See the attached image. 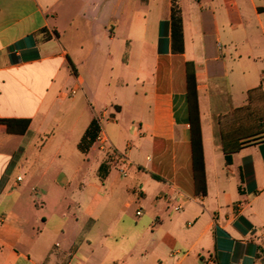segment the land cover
I'll return each instance as SVG.
<instances>
[{
    "label": "crops",
    "instance_id": "crops-1",
    "mask_svg": "<svg viewBox=\"0 0 264 264\" xmlns=\"http://www.w3.org/2000/svg\"><path fill=\"white\" fill-rule=\"evenodd\" d=\"M178 3L182 54L169 25L159 52L171 0H0V119L30 121L23 135L0 128V264H257L264 0ZM188 62L205 196L193 181ZM93 120L126 176L97 142L79 150ZM222 136L242 144L230 164Z\"/></svg>",
    "mask_w": 264,
    "mask_h": 264
},
{
    "label": "trees",
    "instance_id": "trees-1",
    "mask_svg": "<svg viewBox=\"0 0 264 264\" xmlns=\"http://www.w3.org/2000/svg\"><path fill=\"white\" fill-rule=\"evenodd\" d=\"M179 0H171V14L169 22L161 23V35L159 41V52L162 51V37L163 28L166 25L170 27L171 38V52L173 54H182L184 51L183 45V26L181 9L179 7ZM47 33L45 30L42 34ZM51 39V36L44 35L43 40L47 41ZM186 75V89H187V104H188V120L190 125V142H191V155H192V169H193V181L196 195H206V179H205V167L203 157V145L201 137V128L199 120V108H198V95L196 89L195 69L193 63L185 64ZM255 93H259L260 89L255 90ZM250 102V92L248 96ZM240 111V110H238ZM260 126L264 127V113L258 118ZM30 121L27 119H0V128L4 129L8 134L23 135L28 127ZM99 125L96 120H93L87 130L85 131L82 139L78 144V148L81 152L86 153L90 147L96 142L99 134ZM222 151L225 156V162L231 163V157L234 153L238 152L242 144L238 143L236 146L226 141L222 136Z\"/></svg>",
    "mask_w": 264,
    "mask_h": 264
},
{
    "label": "built area",
    "instance_id": "built-area-1",
    "mask_svg": "<svg viewBox=\"0 0 264 264\" xmlns=\"http://www.w3.org/2000/svg\"><path fill=\"white\" fill-rule=\"evenodd\" d=\"M70 93L74 94L75 92L72 91ZM97 141L100 142L99 149L102 152H107V153L110 152L111 155L113 156L112 163H114L115 166H117V168L119 169V172L121 173L122 176H126V171H127V167H128L127 166L128 165L127 159L123 155H120V154L113 152V150H111V148L108 146L106 139L98 136ZM140 214H141V212H140V210H138L136 212V215H140ZM205 264H213V258L208 257L205 261Z\"/></svg>",
    "mask_w": 264,
    "mask_h": 264
},
{
    "label": "rangeland",
    "instance_id": "rangeland-1",
    "mask_svg": "<svg viewBox=\"0 0 264 264\" xmlns=\"http://www.w3.org/2000/svg\"><path fill=\"white\" fill-rule=\"evenodd\" d=\"M75 94V93H74ZM74 94H71L70 91H64L63 94H62V97L64 98H68L69 96L71 95H74ZM37 127V122L33 125V128L35 129ZM50 130L54 129V125H49L48 126ZM98 146L100 145V142L96 141ZM97 147H95V150H96ZM255 194H260V200H262L264 198V173H263V182L258 184L255 188ZM260 231H262V228L260 229ZM264 243V241H263ZM220 244V243H219ZM257 264H264V253H260L259 254V258L257 260Z\"/></svg>",
    "mask_w": 264,
    "mask_h": 264
}]
</instances>
